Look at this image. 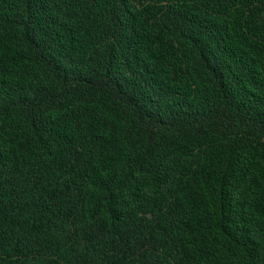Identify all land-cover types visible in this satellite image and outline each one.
<instances>
[{"label": "trees", "instance_id": "obj_1", "mask_svg": "<svg viewBox=\"0 0 264 264\" xmlns=\"http://www.w3.org/2000/svg\"><path fill=\"white\" fill-rule=\"evenodd\" d=\"M0 264H264V0H0Z\"/></svg>", "mask_w": 264, "mask_h": 264}]
</instances>
